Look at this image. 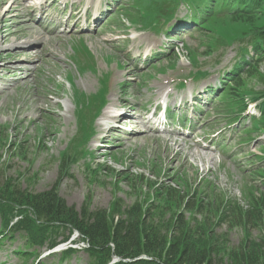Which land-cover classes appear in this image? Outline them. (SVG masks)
<instances>
[{"label": "rangeland", "instance_id": "obj_1", "mask_svg": "<svg viewBox=\"0 0 264 264\" xmlns=\"http://www.w3.org/2000/svg\"><path fill=\"white\" fill-rule=\"evenodd\" d=\"M18 3L17 11L3 18V0H0V37H3L0 44V178L4 182L8 180L22 193L54 191L68 209L78 213L90 210V214H109L116 206L122 212H129L136 205L146 209L153 206L155 197L150 198L153 190L162 184L179 186L181 192L191 196L197 193L204 200L217 197L242 208L248 206V197L253 195L260 211H264V203L259 198V193L264 192V180L256 173L264 167V131L253 120L259 117V111L252 105L235 125L238 113L234 102L219 100V93L215 91L223 84L224 74L231 71L237 61L240 43L233 44L235 30L220 25L218 36H211L193 27H176L170 36L164 30L156 31L149 41L145 38L144 42L127 44L124 40L127 31L140 28V23L128 18L134 10L124 9L131 7L132 0H120L108 11L105 22L101 19L95 23L93 34L80 36L79 30H72L75 16L68 30L59 28L48 32L46 37L53 39L51 47L60 58L43 53L40 43L28 53L15 54L7 49L10 43L24 45L29 41L25 36L16 39L13 35L8 42L4 41L10 31L21 34L25 28L22 23L25 18L18 14L27 8L23 0ZM103 4V10L107 9L105 1ZM69 11L70 8L65 10L64 15ZM185 14L186 11L178 17ZM143 16L140 13V17ZM218 37L223 40L217 46ZM142 39L136 37L134 40ZM147 46L165 52L166 56L139 66L138 56L129 57L127 52L137 51L144 57ZM35 56L40 58L31 60ZM174 76H177V83L168 85L165 93L179 94V82L182 86L187 83L186 94L187 87L197 89L203 84L210 85L207 87L210 106L200 110L202 118L195 122L198 134L193 141L183 135L148 133L142 124L146 122L144 117L152 116L157 104L165 100L156 87L157 82L161 79L162 83H168ZM198 78L201 80H195ZM247 89L245 99L250 100L252 95L263 91V86L253 82ZM106 92L112 101L111 111H104L101 123L108 115H117L120 111L126 117L118 124L109 121L99 124L94 120L87 141V135L80 128L90 123L95 106L100 105V99L107 98ZM121 105L122 108H117ZM229 113L232 116H228ZM134 114L137 117H132ZM111 124H115L117 131L111 132L105 142L95 145L97 135L105 136L104 130L110 129ZM94 134L97 135L92 141ZM170 138H178L181 147L169 141ZM196 143L210 153L208 158L199 156ZM178 151L180 154L174 160ZM99 152L104 156L100 157ZM0 198L3 197L0 195ZM178 212L182 213L180 205L169 203L167 209L150 212V216L152 223L159 222L166 227ZM9 217L10 211L2 209L4 221ZM190 225L194 227L193 223ZM214 227L215 233L221 235L217 239L219 252L225 253L218 259L239 260L240 249L247 243L242 230L217 223L212 229ZM258 232L251 233L252 243L260 244ZM67 236L70 242L75 235L64 229L57 241ZM203 244L200 241L196 245ZM25 245L18 234L2 240L0 264H98L97 256L88 251L86 245L65 260L61 259L62 250L50 256L45 249L48 245H36L35 250L26 249ZM19 253L29 256L22 258ZM39 254L41 258H37Z\"/></svg>", "mask_w": 264, "mask_h": 264}, {"label": "trees", "instance_id": "obj_2", "mask_svg": "<svg viewBox=\"0 0 264 264\" xmlns=\"http://www.w3.org/2000/svg\"><path fill=\"white\" fill-rule=\"evenodd\" d=\"M178 2L173 0L169 6L176 7ZM189 2L185 0L186 4ZM204 2L207 3L205 9L208 14L202 21V30L211 36H218V26L226 25L235 30L233 43L247 41L255 50L256 57L244 62L222 95V99L234 102L233 107L239 113L243 110L250 83H260L264 95V0H199V6ZM135 6L142 9L146 4L136 0ZM216 40L218 46L223 38ZM261 111L263 119L260 125L264 131V103ZM262 172L264 175V169ZM0 181V195L3 197L0 198V208L7 207L10 216L14 215L15 209L25 208L19 215L20 220L11 226L10 234L20 233L27 249L35 250L36 245L55 247L60 231L65 229L71 234L77 231L90 243L88 251L97 256L98 264H108L113 255L124 261H134L141 256L149 259L119 264H264V211H260V205L253 195L249 198L248 206L242 208L217 197L204 200L197 193L191 196L181 192L179 186L168 184L165 187L162 184L153 190L152 197L150 195V198L155 197L153 206L146 209L136 205L131 211L122 212L116 206L109 214H90V210L78 213L68 209L54 191L22 193L8 180L4 182L0 178ZM259 198L264 203V192L260 193ZM169 203L180 205L182 213L175 214L166 227L159 222L152 223L150 212L167 209ZM216 223L226 228H240L244 233L243 238L247 243L240 249L239 260L218 259H222L225 253L219 252L217 239L221 235L215 233V227L212 229ZM8 227L9 224L5 229ZM256 230L261 236L260 244L252 243L250 237ZM3 238L8 239L6 235ZM68 240L69 236L64 237V241ZM200 241L204 244L196 245ZM74 253L73 250L64 253L63 260ZM21 255L29 256L25 253Z\"/></svg>", "mask_w": 264, "mask_h": 264}, {"label": "bare ground", "instance_id": "obj_3", "mask_svg": "<svg viewBox=\"0 0 264 264\" xmlns=\"http://www.w3.org/2000/svg\"><path fill=\"white\" fill-rule=\"evenodd\" d=\"M19 0H3V6H6L5 7V10H4V15H3V18L4 17H7L10 13H12L13 10L17 11V6L19 5L18 3ZM24 2L26 1H30V0H23ZM32 1V0H31ZM34 1V0H33ZM66 1H70V0H64L63 3H66ZM74 2L72 3L73 5H78L82 0H73ZM103 1V0H102ZM94 2L96 3V6L101 2V0H88V3H89V8L92 9L94 8ZM7 3H9L7 5ZM44 6V5H43ZM88 8V9H89ZM32 11V9H31ZM28 13V10H23L21 11V15H19L20 18H25L27 17V14ZM98 16V15H97ZM18 17V18H19ZM17 18V17H16ZM74 18V17H73ZM29 22H31L29 20V18H25L23 19V22L25 25H24V30L20 31L21 34H18V33H15L13 34L12 31H10L9 33H7L5 36H4V41L5 42H8L10 40V37H15L16 39H19L20 37L22 36H25V38L27 37V39L29 40L28 42L24 43V45H18L16 43H10V45L7 47L8 50L12 51L13 53L17 54V53H28L29 51L31 50H34L36 46H38L40 43L42 46H41V49H42V52H46V53H49L50 55L52 56H55V57H59L58 54L55 52L54 48L51 47V37L50 38H47L46 35H47V30L46 29H37L36 27H34L32 24H30ZM60 25H58L57 27H59ZM49 34V33H48ZM26 39V40H27ZM136 39V38H134ZM3 40V37H0V44H2ZM18 50H21V51H18ZM36 51V50H35ZM150 51V50H149ZM41 53V52H39ZM23 54V53H22ZM11 57V56H10ZM40 57L39 56H35L34 58H32L31 60L33 61H37ZM60 58V57H59ZM27 61V60H26ZM31 62V61H30ZM18 71H21V70H18ZM17 72V71H15ZM22 72V71H21ZM27 73V72H26ZM26 79L28 78V76L25 77ZM29 79V78H28ZM26 81V80H25ZM164 90V87H160L159 91H163ZM123 105L117 107V108H122ZM120 113V112H119ZM118 113V114H119ZM108 115V118L106 120L103 121V123L101 124H105L106 121H109V122H118L120 119H122L123 117H126L125 113L121 112V115ZM129 120V119H128ZM143 122V121H142ZM143 124V127L146 128L147 132L150 133L152 132L151 129H149L147 127V125L145 124V122L142 123ZM110 126V125H109ZM110 129H108L107 131L104 130V133H106V135L104 136L105 138H107L111 132H116L115 131V127L112 126V127H108ZM106 131V132H105ZM171 137V136H170ZM151 138V137H150ZM188 140V139H187ZM106 141V140H105ZM169 141H172L175 145H177L178 147H181L178 138H174L172 140V138L169 139ZM189 141H193L192 139ZM183 146V145H182ZM195 148H197L200 152L199 156L202 157L203 159H206L208 158L210 155L209 152H206L204 151L203 149H200V146L196 143L195 145ZM205 149V148H204ZM98 150V149H97ZM206 150V149H205ZM100 154V157L101 156H104L102 152H99ZM180 154V151L176 152L175 153V158L174 160H176V158L179 156ZM106 155V154H105ZM98 158V157H97ZM173 160V161H174ZM171 161V160H170ZM118 259V258H117ZM119 260V259H118Z\"/></svg>", "mask_w": 264, "mask_h": 264}]
</instances>
